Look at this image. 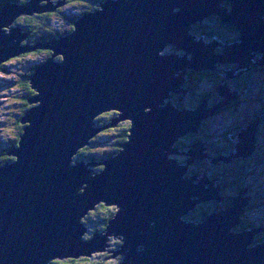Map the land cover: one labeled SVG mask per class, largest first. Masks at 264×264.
Masks as SVG:
<instances>
[{
	"label": "water",
	"instance_id": "1",
	"mask_svg": "<svg viewBox=\"0 0 264 264\" xmlns=\"http://www.w3.org/2000/svg\"><path fill=\"white\" fill-rule=\"evenodd\" d=\"M59 5H1L0 65L35 49L53 53L28 76L36 94L21 118L19 144L8 152L16 158L0 166V264L91 257L106 252L111 236L122 242L110 251L122 256L120 264H264V240L256 241L264 228L234 230L252 199L248 188L223 207L220 184L188 173L210 158L204 143L186 152L177 146L239 97L228 80L251 64L264 67V0H102L74 20L71 32L34 46L22 44L27 33L21 27L4 29ZM211 16L233 26L239 41H206L192 33ZM169 43L179 53H162ZM218 63L236 65L220 69L225 83L215 91L222 102L210 106L204 99L182 109L168 101L171 93H186L188 71L216 70ZM110 109L119 117L97 126L95 117ZM263 118L239 133L233 158L253 155ZM124 119L130 134L115 155L100 162L76 158L91 137ZM181 154L185 162L176 157ZM210 200L221 204L216 211L201 221L185 218ZM99 204L117 211L102 233L87 239L84 219Z\"/></svg>",
	"mask_w": 264,
	"mask_h": 264
},
{
	"label": "trees",
	"instance_id": "2",
	"mask_svg": "<svg viewBox=\"0 0 264 264\" xmlns=\"http://www.w3.org/2000/svg\"><path fill=\"white\" fill-rule=\"evenodd\" d=\"M12 1L25 3L29 0H1L0 1V10L2 8L1 5H3L4 2L6 3V2H12ZM80 1L81 0H67V3L69 2V3H72L73 5H77V4L82 5V9L79 12H80V15H83V14L88 13V12L92 11L93 9H95L102 0H82L85 3H81ZM57 9H59L58 11L56 10L58 13L60 11V8H57ZM53 15H54L53 12H44V13H36L32 16H21L16 20V22L13 25L21 27L22 30L25 33H27V39H25V41H28L29 43L47 42L50 39H52L53 37H58L60 35H64L65 33L71 32L73 30V28H74L73 22L76 19V17L72 15L71 19H68V21H67L69 23V27L67 30H63V31H59V32H57L56 30L52 31V29L50 28V22H51ZM209 18L207 20L205 19L206 23L207 22L217 23L219 21L213 17L210 19ZM218 24H219V22H218ZM225 25L226 24H224V26ZM226 27L230 31H234V32L236 31V29L233 26H227L226 25ZM197 28L198 27L195 25L194 29H197ZM192 33L196 34L198 37L204 36V37H207L208 39H213L214 37L219 36V37L223 38V41L231 43V44L239 41V35H238L237 31L235 32V34L237 36L235 38H233L231 36V35H234V34H232V32H231V35L229 36V38H225V36L218 34L217 31H213L210 33L209 31L207 32V30L203 31L201 29L200 32H198V31H193V29H192ZM215 33H217V34H215ZM171 47L174 48V46H171ZM33 51H38L41 53L46 52L47 56H46L45 60H47L51 55V51L46 50V49H35ZM180 52L184 53V51H182V50ZM258 57H256V58H258ZM37 66L32 67L28 76L35 72V69L37 68ZM230 67L231 66H228L226 68H230ZM231 68H233V67H231ZM191 73H190L191 74L190 79L192 78L193 81L188 82V84L193 83V86L189 87V90L193 93L194 97H196L197 96L196 95L197 94V88L199 87V86L197 87V84H198V82L200 83V81H201L200 79H203L204 76H207V75H204L203 73H201L200 75L195 74V72H191ZM258 74H260L262 81H264V68L260 69L258 71ZM28 76L25 77L20 83L21 90L25 94L22 95L21 98H19L21 106H22V111H21L20 117L17 119V122H16L17 123V127H16L17 134L13 140L14 146H12V147H17L19 144L20 135L24 131L23 130L24 125L21 123V118L23 117L25 112L31 107V105L29 103V99L35 95V92L32 90V88L30 86ZM213 76H214V81H217L215 84L216 86H219V84L223 83V81H224L223 78H221L215 74H213ZM240 81H242V80H240ZM245 81H255L254 80V74H251L250 76H246ZM206 89L207 90L204 91V92H207L206 95L201 93V94H203L202 99L203 98L207 99L210 106H213L217 102L220 101V100H218V99H220L218 97V95H217L216 99H214V100L212 99V91H213V89L216 90V88L212 87L211 89H208V88H206ZM263 91H264V85L262 88V97H261L262 101L264 99V95H263L264 92ZM239 97H240V95H239ZM188 103H189V105H195L196 102L192 98L191 100L188 101ZM261 112L264 114L263 111H261ZM110 113L111 112H109L108 114H110ZM262 113H261V116L263 115ZM116 115H117V112H112L107 119L96 120V122H97V124H100V125L106 124L109 121H112V118ZM205 122H206V120L203 121L201 128H200L197 135L182 137L177 142V145L181 147V152H186L188 150L190 143L193 144L195 142L202 141L204 143V145L206 144L205 142H210L211 144H213V147L215 148L213 150H216V153L212 155L213 157H218V158L219 157H226V158L232 157L233 158V156H235V148L233 146H230L231 144L228 146L227 145L218 146L217 140L215 139L217 136L208 132L207 129H205L204 127L202 129V126ZM262 122H263V120H262ZM247 126H245L244 124H239L238 126H236V128H237L236 132L238 133V134L236 133L237 136L239 135V133L242 130L246 129ZM129 128H131V122H128V121L121 122L118 126H116L115 132H116V135H118V140H119L116 144L118 146L120 143H125L128 140V136L130 134ZM110 129L104 130L105 131L104 133L110 131ZM213 140H216V142L214 143ZM94 143H96V141L92 140V143L90 145L86 146L82 151H80L78 153V155L76 156V158L81 159V160H85L86 162H93V161L100 162L103 159H106L107 157H111V155L113 156L118 152V148H116L117 150L113 149V150L105 151V152L91 151V149L96 148V147H93ZM232 143H233V141H232ZM176 157L178 159H180V161H186V159H187V156L183 155V154L176 155ZM0 158H1L0 161H2L3 163H6L7 161H12V159H10V158H13V160H14L16 157H9L8 153L4 152L2 154V157H0ZM243 158L242 159H235L234 164H233L234 167L228 168L225 170H219L217 173L214 172L216 170L215 168H212V167L208 168V167H205L208 165H204V166L201 165L200 166L197 164L191 165L189 167L188 173H193V175H194L198 172H202V174H207L210 178L214 179L217 182L216 184L220 183L221 187L226 186L227 190L225 189L224 193H225V197H226L227 201H225L223 203L225 206H229L232 204V197L239 194V192L241 191V189L243 187L248 188V191H251V192H253V190H255L257 188L258 179H260V174L262 173L264 168L259 173H257L258 175L255 173L250 175V173L253 169H255V168L261 169V166H264V154H263L262 148L260 146L259 136H257V148H256L255 152L253 153V155L250 158H244V159ZM0 164H1V162H0ZM102 168L103 167L100 165L96 168V170L100 171V170H102ZM206 171H207V173H205ZM209 173H212V176H210ZM228 173H229V176H228ZM258 190L260 192L258 194L257 193H250V192L247 193L249 196H253V198H254L253 201H251L252 203H250V205H249L250 207H248L249 209L253 208L255 206V202L258 200V198L263 196L264 191H262L261 188H259ZM221 191H222V188H221ZM221 196L223 197L222 192H221ZM216 208H217V205L212 206V207H207L206 204H204V205L199 204L189 215H187L185 217H186V219H189V220H203L207 214L212 213V211L215 210ZM248 208L244 212V215L247 214V212L249 210ZM116 211H117V208L115 206H106L105 204H99L92 212H89V214L85 217L84 222H85V224L88 223L89 226L93 227L94 232H103L104 229L107 227L109 221L114 217ZM93 214H94V219L92 218ZM244 215L242 216V223L238 227L234 228L235 231H239L241 229H254L257 227H261V225L253 223L252 220L250 222L246 221V218L244 217ZM96 217L99 218L98 222L95 221ZM256 237H257L258 241L264 240V232H263V234H261L260 238L258 236H256ZM85 238H88V236L85 235ZM108 255L109 254H105V253H97L91 257H84L83 259H85V261L80 262L79 261L80 259H77L75 261H76V264H80V263H82V264L83 263L84 264H120V262L122 260L121 257L109 259Z\"/></svg>",
	"mask_w": 264,
	"mask_h": 264
},
{
	"label": "rangeland",
	"instance_id": "3",
	"mask_svg": "<svg viewBox=\"0 0 264 264\" xmlns=\"http://www.w3.org/2000/svg\"><path fill=\"white\" fill-rule=\"evenodd\" d=\"M51 1H52V3H55L57 0H51ZM80 2L85 3L82 0ZM41 3L43 5H45L47 3V1H42ZM61 3H63V5L58 7V8H60V11L58 13H57V11L59 9H56L57 11L56 10L52 11L54 14L52 19H51V22H50V28L52 29V31L56 30L57 32H59V31L67 30L69 27V23L67 22L68 19H71L72 15L75 16L76 19H77V17L80 16L79 11L82 9V5H80V4L73 5L72 3H69V2L67 3V0H61ZM206 20L203 23L196 25L198 28L197 29L193 28V31L200 32L201 27H203L205 25L206 26L205 29L208 30L210 33L213 31H217L218 34L225 36V38H229V36L231 35V32H232V34H234V35H231V36L233 38L237 37L235 34L236 31L235 32L230 31L226 26H224V24L222 22H219V24H218V22L217 23H213V22L212 23H210V22L206 23ZM13 26H14L13 24H10V27H4V29L5 30L6 29L12 30V28H14ZM237 33L239 35L238 31H237ZM53 38H55V37H53ZM25 39H27V37ZM25 39L22 41V44L24 43L23 44L24 46L36 45V43H29L28 41H25ZM204 39H206V41L211 40V39H208L207 37H205ZM216 39L221 42L220 38L216 37ZM221 39L223 40V38H221ZM222 43H224V41ZM168 47H169V50L167 49ZM168 47L165 48V50H163L162 53H166L167 51H170L167 53H171V52L172 53H179V50H176L175 47L173 49L170 48V46H168ZM217 50L219 52H222L221 47H218ZM52 53H51V55H52ZM180 53L183 54V52H180ZM46 56H47L46 52L41 53L38 51L21 53L20 55H16V56L12 57L11 59H9L5 62H2V64L0 65V157H2V154L4 152H7V153L9 152L8 149H11L10 147H12L11 142L14 140V138L16 137V134H17V129H16L17 123L16 122H17V119L20 117L21 111H22V106H21L19 98H21L22 95L25 94L21 90L20 83L25 77L28 76L32 67L37 66V65L41 64L43 61H45ZM57 57L62 59L61 55H59ZM223 66H224V68H226L228 66H233V65H226V64H221V63L219 64L218 63V64H216V70L215 69L209 70L210 76L207 77V79H208L207 81L211 84V86H209L208 89H211L212 87H214V88L218 87L215 85L216 83L213 84V81H214L213 74H218V76L220 75V76L225 78L226 73L225 72L221 73V70H220ZM251 67H253V64L250 65V68ZM235 70H236V67H235ZM238 72H240V69H237V71L235 73H233V75H237ZM246 73H247V71L242 73L241 76H237V77L235 76V78L230 79L228 81L239 80V79L240 80L242 79V81H245V80H243L244 79L243 75ZM255 79L261 81V91H262L264 81H262L261 76H260V74H258V72L254 75V80ZM223 83H225V82H223ZM223 83H221V84H223ZM221 84H219V85H221ZM206 88L207 87H203L202 85L200 87H198L196 95H198L201 92L206 91L207 90ZM231 92H232V90H231ZM249 92H250V90L247 91L248 94H249ZM255 92H258V91H255ZM263 95H264V93H263ZM198 97H201V96L198 95ZM251 97H253V96H251ZM238 98L239 97H237V99ZM237 99H233L231 104L233 102H236ZM168 101H169V99H168ZM198 101L200 102V99H198ZM222 101H223V98L221 97L220 101L217 103H220ZM39 104H40V102H36V103H33L32 106H37ZM231 104L220 106L219 107L220 110H217V112L221 111L223 108H225L227 106H230ZM258 108H261V110L258 111ZM261 111L264 112V104L260 103L259 101L257 102L255 100V104H253L251 101L241 102V104L239 105V109H236V107H235L233 109H230L229 111L226 110V111H224V113L221 116L214 117L215 115L214 116L212 115L211 117L206 119V123L203 126L205 127V129H207L208 132L217 136V138H215V139L217 140L218 146H220V145L223 146L225 144V140H223V139H225V138H222V132L227 133V135L229 136V140H230L231 135H234V134L236 135V131H237L236 126H238L239 124H244L245 121H247V119L249 117L250 118L252 117L251 116L252 113L254 115H256L257 112H261ZM106 114H108V113H106ZM106 114H103L102 116H96L95 118H96V120L103 119L105 117H108ZM228 118H230L229 123H225V121L228 120ZM262 120H263V122L262 121L261 122H262L263 126L260 128L259 132L257 133V136H259L260 146H261L262 152L264 154V118ZM127 121H129V120H127ZM230 121H231V123H230ZM109 122H111V121H109ZM115 131H116V126H113L110 129V131L104 133L105 131L101 130L98 133H96L95 136L91 137L90 138L91 140L96 141V143L93 144V147H96V148L91 149V151L105 152V151H110V150H113L116 148H118V150H119V146L116 144L119 141L118 135H116ZM220 131H222V132H220ZM194 135H197V134H194ZM237 139L238 138L236 136L235 140H237ZM216 140H213L214 143L216 142ZM83 149L84 148H80L79 152L82 151ZM212 149H214V148H212ZM206 151H207V149L205 150V152ZM8 156L10 157L11 155H8ZM242 158L243 157L230 158V160L232 162H230V161L229 162H223L222 160H219L217 163L220 165L210 162V167L215 168L216 170L214 172L217 173L219 170H225V169L234 167L233 164H234L235 159H242ZM10 159H13V158H10ZM0 160H1V158H0ZM199 160H202V159H199ZM199 160L195 164L198 165L200 162ZM0 162H1V164H0V166H1L3 164V162L2 161H0ZM98 166H100V165H96L94 168L96 169ZM263 168H264V166H261V169H256V168L253 169L251 171L250 175H252L254 173L255 174L259 173ZM196 174L197 175L202 174V172H198ZM196 174H194V175H196ZM209 174H210V176H212V173H209ZM203 176L204 175H200V176H198V178H202ZM228 176H229V173H228ZM259 188H261L262 191H264V170L260 174V179H258L257 188L255 190H253V192L247 191V193L250 192V193H257L258 194V193H260L258 190ZM217 209H218V207H217ZM92 211H90V212H92ZM243 215L244 214H242V216ZM92 216H93L92 218L94 219V214ZM244 217L246 218V221L250 222L252 220L253 223L261 225L262 228H264L263 227L264 226V193H263V196L258 198V200L255 202V206L253 208L249 209L247 214L244 215ZM98 220H99V218L96 217L95 221L98 222ZM86 224L88 226V231L86 234L88 236L87 239H90L91 235L94 233V228L89 226L88 223H86ZM263 232H264V230L260 231V233H259L260 237H261V234H263ZM110 239H111L110 243L112 244L111 248H114V250H115L116 247L114 246L113 243L117 242V239L114 236H111ZM256 239H257V237H256ZM256 241H258V239ZM80 258H82V257H80ZM118 258H120V256ZM69 259H71V258H67L65 260H69ZM56 260L57 259L51 260V262H55Z\"/></svg>",
	"mask_w": 264,
	"mask_h": 264
},
{
	"label": "flooded vegetation",
	"instance_id": "4",
	"mask_svg": "<svg viewBox=\"0 0 264 264\" xmlns=\"http://www.w3.org/2000/svg\"><path fill=\"white\" fill-rule=\"evenodd\" d=\"M211 17H213V16H211ZM210 17V18H211ZM213 18H216L217 20H219L217 17H213ZM218 22H221L220 20L218 21ZM227 26H231V25H229V24H226ZM225 25V26H226ZM205 25L203 26V27H201V29L203 30V31H206V29H205ZM200 29V30H201ZM237 31V30H236ZM207 32H208V30H207ZM218 33V32H217ZM217 33H215V34H217ZM205 38V37H204ZM217 38H220V40L223 42V40L221 39L222 37H219V36H217ZM213 39H216V37L215 38H213ZM206 40V39H205ZM212 40V39H211ZM211 40H209V41H211ZM224 43H227V42H225L224 41ZM170 48H172L171 46H170ZM168 50H169V47L167 48ZM173 49V48H172ZM218 51V50H217ZM167 52H170V51H167ZM166 52V53H167ZM219 52V51H218ZM172 53V52H171ZM231 67H233V68H235L236 67V65H233V66H231ZM230 67V68H231ZM262 68H264V67H261V66H256V67H251L250 69H249V71H247V73L246 74H244L243 75V80H246V76H250L252 73L255 75L260 69H262ZM221 70H224V66L221 68ZM191 72H195V74H198V75H200L201 73H203L204 75H207V76H204V78L203 79H200L201 81H200V83L198 82V84H197V87L199 86H203V87H209V86H211V84L207 81L208 79H207V77L208 76H210V73H209V71H200V72H196V71H194V70H190V71H188V76H187V80H186V82H185V85L183 86L184 88H185V90H186V93H184V94H181V93H171V95H170V101L174 104V105H176L177 107H180V108H196L205 98H203L202 99V95L204 94V95H206V93L207 92H201V93H203V94H201V93H199V95H201V97H198V95L196 96V97H194V95H193V93L189 90V87H192L193 86V83H190V84H188V82H192L193 80H192V78L190 79V77H191ZM255 72V73H254ZM191 73V74H190ZM215 75H217L218 76V74H215ZM219 77H221V78H223L224 79V77H222V76H220L219 75ZM242 80V79H241ZM217 81H213V84L214 83H216ZM223 82H225V81H223ZM228 85L230 86V88H231V90L232 91H237L238 92V94L240 95V97L236 100V102H233L230 106H227V107H225V108H223L221 111H219L214 117H216V116H221L223 113H224V111H226V110H230V109H233V108H235L236 107V109H239V105L241 104V102H245V101H251L253 104H255V100L258 102H260V103H263V101H262V99H261V97H262V91H261V81H259V80H256L255 79V81H240V79L239 80H233V81H228ZM234 89V90H233ZM215 89H213V91H212V99L214 100V99H216L217 98V95H218V97L221 99V97H220V95L218 94V93H216V91H214ZM248 90H250V92H249V94L247 93V91ZM255 91H258V92H255ZM251 96H253V97H251ZM194 99V101L195 102H197V103H195V105L196 106H194V105H189V103H188V101L189 100H191V99ZM198 99H200V102L198 101ZM220 99H218V100H220ZM182 108V109H183ZM261 110V108H258V111H260ZM112 113V112H111ZM110 113V114H111ZM110 114H106L108 117L110 116ZM261 115V113L260 112H257L256 113V115H254L253 113H252V117L250 118H248L247 119V121H245V123H244V125L245 126H247V125H249L250 123H252L258 116H260ZM108 117H105V118H103V120H105V119H107ZM115 117H117V115L116 116H114L113 118H115ZM213 117V118H214ZM112 118V119H113ZM102 120V119H101ZM229 120H230V118H228V120H226L225 121V123H229ZM206 123V122H205ZM204 123V124H205ZM230 123H231V121H230ZM203 124V125H204ZM97 126H101L100 124H97ZM263 126V124L261 123V125H260V128ZM203 127L204 126H202V129H203ZM205 128V127H204ZM220 132H222V131H220ZM237 133V132H236ZM198 134V133H197ZM238 134V133H237ZM237 134L235 135H232L231 136V138H230V140H229V136L227 135V133H224V132H222V138H225V139H223V140H225V144L223 145V146H225V145H230V146H233L234 148H235V144H236V142H237V140H235V137L237 136ZM194 134H187L186 136L188 137V136H193ZM186 136H184V137H186ZM199 136V135H198ZM234 136V137H233ZM217 138V137H216ZM233 141V143H232V141ZM12 144H11V146H14L13 145V143H14V141H12L11 142ZM206 144H205V148L207 149V151L205 152L210 158H218V157H213L212 155L213 154H215L216 153V150H213L212 148H214L213 147V144H211L210 142H205ZM123 144V143H122ZM192 143H190L189 144V146L191 145ZM233 144V145H232ZM178 146V145H177ZM180 147V146H179ZM11 148V147H10ZM180 149H181V147H180ZM205 149V150H206ZM215 149V148H214ZM9 150V149H8ZM210 158H206V159H202V160H199L200 162H199V164L198 165H202V166H204V165H208V166H205V167H208V168H210V162L211 163H213L212 161H211V159ZM244 158H250V157H244ZM243 158V159H244ZM208 159V160H207ZM104 160V159H103ZM180 160V159H179ZM183 162V161H182ZM205 173H207V171L205 172ZM192 175H193V173H191ZM212 179V178H211ZM214 180V179H213ZM217 183V182H216ZM218 184H220V183H218ZM222 188V195H223V198H224V200L221 202V204H222V206L224 207L225 205H224V203L223 202H225L226 201V197H225V193H224V190L227 188L226 186L224 187H221ZM252 197V199H251V201H253V196H251ZM250 201V203H252ZM204 204H206V206L207 207H212V206H216L217 205V207L219 208V206L221 205L219 202H217L216 200H210V201H207V202H203V203H201V205H204ZM225 207H227V206H225ZM250 207V206H249ZM217 209V208H216ZM215 209V210H216ZM249 209V208H248ZM215 210H213L212 212H214ZM196 221H201V220H196ZM264 227V226H263ZM97 233H102V232H94L93 234H97ZM257 236H259V234L257 235ZM260 237V236H259ZM114 244V246L117 248V249H119L120 247H121V245H122V242L121 241H118L117 240V242H114L113 243ZM112 247V244L110 243V246H109V249H111V250H114V248H111ZM102 253H105V254H109L108 256V258L109 259H112L111 258V255H112V253L111 252H102ZM120 257H121V259H122V256L121 255H119ZM84 257H82V258H78V259H80L79 261L81 262V261H85V259H83ZM114 259V258H113ZM75 260H77V259H73V258H71V259H69V260H65V259H57L55 262H52V264H76V261ZM80 264H82V263H80ZM84 264V263H83Z\"/></svg>",
	"mask_w": 264,
	"mask_h": 264
},
{
	"label": "bare ground",
	"instance_id": "5",
	"mask_svg": "<svg viewBox=\"0 0 264 264\" xmlns=\"http://www.w3.org/2000/svg\"><path fill=\"white\" fill-rule=\"evenodd\" d=\"M55 3H61V0H57ZM61 5H59L58 7H60ZM57 7V8H58ZM168 46H174L173 44H171V43H169V45ZM167 46V47H168ZM175 47V46H174ZM256 57H258V55L256 56ZM256 66H259V65H256ZM255 66V67H256ZM178 94V93H177ZM201 96V95H200ZM181 107V106H180ZM183 108V107H182ZM109 112H117V111H115V110H112V109H110L109 111H104V112H102L101 114H99V116H101V115H103V114H105V113H109ZM119 117V112H117V117H115V118H118ZM125 121H127L126 119H124V120H122V121H119L117 124H116V126H118L121 122H125ZM128 122H130V121H128ZM111 122H108V123H106V124H103V125H101L100 127L102 128L103 126H105V125H108V124H110ZM110 128H112V127H109V128H106V129H110ZM106 129H102V130H106ZM130 129V128H129ZM92 143V140L90 141V144ZM89 144V145H90ZM119 145H122V143H120ZM86 147V146H85ZM119 150H121V146H119ZM118 150V151H119ZM112 156V155H111ZM10 157H12V156H10ZM107 158H109V157H107ZM180 158V157H179ZM186 158V157H185ZM13 160V159H12ZM185 162V161H184ZM103 167V166H102ZM194 169V168H193ZM101 171V170H100ZM189 171V170H188ZM197 175V174H196ZM210 175V174H209ZM186 218V217H185ZM117 240H119L120 241V238H118L117 237ZM110 252V251H112L111 249H109V248H107L106 249V252ZM119 255L120 254H118V256H115V255H111V258L113 259V258H117V257H119Z\"/></svg>",
	"mask_w": 264,
	"mask_h": 264
}]
</instances>
